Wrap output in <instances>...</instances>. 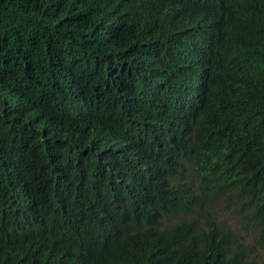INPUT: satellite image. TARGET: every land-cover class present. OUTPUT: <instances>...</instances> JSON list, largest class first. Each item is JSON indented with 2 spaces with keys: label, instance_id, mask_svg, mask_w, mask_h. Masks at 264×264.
Masks as SVG:
<instances>
[{
  "label": "trees",
  "instance_id": "obj_1",
  "mask_svg": "<svg viewBox=\"0 0 264 264\" xmlns=\"http://www.w3.org/2000/svg\"><path fill=\"white\" fill-rule=\"evenodd\" d=\"M221 197L264 249V0H0V264H264Z\"/></svg>",
  "mask_w": 264,
  "mask_h": 264
},
{
  "label": "rangeland",
  "instance_id": "obj_2",
  "mask_svg": "<svg viewBox=\"0 0 264 264\" xmlns=\"http://www.w3.org/2000/svg\"><path fill=\"white\" fill-rule=\"evenodd\" d=\"M213 208L216 211L218 219L224 222L226 226L232 228L238 237H242L250 245L256 257L264 263V249L255 243L257 234L254 230L248 228L249 226L244 225L241 216L243 212L247 211L245 200L240 197L231 199L221 197Z\"/></svg>",
  "mask_w": 264,
  "mask_h": 264
},
{
  "label": "clouds",
  "instance_id": "obj_3",
  "mask_svg": "<svg viewBox=\"0 0 264 264\" xmlns=\"http://www.w3.org/2000/svg\"><path fill=\"white\" fill-rule=\"evenodd\" d=\"M201 55H203V56H205L206 54L205 53H202ZM188 73V72H187ZM189 74H191L192 76H196V74H197V71H195V72H193V73H189ZM248 210V209H247ZM247 212V211H246Z\"/></svg>",
  "mask_w": 264,
  "mask_h": 264
}]
</instances>
